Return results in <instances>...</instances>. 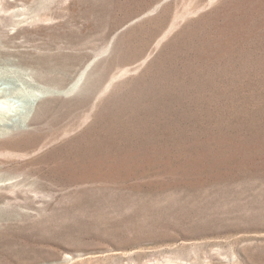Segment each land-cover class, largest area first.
<instances>
[{
	"label": "rangeland",
	"instance_id": "374dc122",
	"mask_svg": "<svg viewBox=\"0 0 264 264\" xmlns=\"http://www.w3.org/2000/svg\"><path fill=\"white\" fill-rule=\"evenodd\" d=\"M0 264H264V0H0Z\"/></svg>",
	"mask_w": 264,
	"mask_h": 264
}]
</instances>
